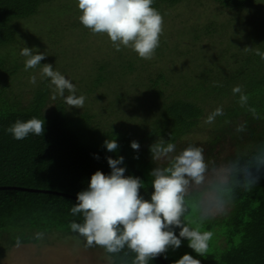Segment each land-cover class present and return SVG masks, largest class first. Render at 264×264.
Masks as SVG:
<instances>
[{
	"label": "trees",
	"instance_id": "trees-1",
	"mask_svg": "<svg viewBox=\"0 0 264 264\" xmlns=\"http://www.w3.org/2000/svg\"><path fill=\"white\" fill-rule=\"evenodd\" d=\"M183 1L154 0L153 7L163 15L165 8ZM214 1L226 9L224 17L206 25L202 32L192 31V42L185 51L187 55L185 58L181 56L182 61L173 69L171 67L156 78L148 80L139 73L140 80L136 83L134 81L132 85H135L137 91L140 87L145 89L142 92L144 94H133L132 92L137 91L124 85L123 77L127 70L124 69L123 72L110 65V62L98 64V76L92 77L95 80L92 86L89 85L88 93L93 96L99 88L105 86L110 92L107 95L113 97L108 107L104 108L108 117L113 116L118 121L112 122L108 129L102 128L101 123L91 125L90 117L85 115L87 113L80 115L77 110H70L63 99H53V89L48 79L40 84L29 103L24 105L15 101L5 84L0 82V251L5 242L8 251H11L17 236L21 237V244H37V232H43L45 237L60 233L65 237L77 235L83 239L68 227L73 220L82 222V214H71V208L77 203V199L63 193L77 197L79 192L88 189L91 177L97 170L110 174L111 168L107 160L109 156H123L124 162L120 166L126 167L125 175L144 180L138 159H148L151 155L150 145L162 137H182L183 145L200 146L201 143L187 136L198 129L201 118L208 113L204 105L212 104L210 102L217 98L228 96L230 102L222 106L225 115L218 118L219 124L217 119L214 123L208 139L210 153L223 145L228 137H233L242 150L250 148L248 142H253L255 146L264 144V96L260 98L255 91L264 87V59L255 54L256 49L264 52V0ZM49 2L52 0H0V50L9 49L17 42L20 28L15 27V24L42 13V8ZM74 22L70 26L76 28ZM259 25L261 27L256 30L251 29ZM63 28L68 32L64 25ZM69 34L70 32L66 33ZM167 37L168 35H161L160 38L163 39H160L156 52L160 53L161 48L170 43V37ZM242 38L245 39L243 45L239 44L244 42ZM68 39L60 38L66 41ZM254 40L257 43L255 49L252 45ZM245 47L252 48L245 50ZM173 48L181 51L182 45ZM124 50L120 52L123 53ZM135 57L140 59L139 56ZM122 61L120 65L131 72L136 61L130 60L126 65ZM6 64L8 65L7 61H0V73L3 75L5 72L6 76L16 75L18 67L12 65L11 69ZM53 67L57 70L54 65ZM108 67L113 69L109 75L104 73ZM66 70L64 66L58 71L65 73ZM63 75L66 77L68 74ZM6 76L3 82H6ZM70 80L76 85V95L79 96L81 82L84 80ZM194 82L196 84L193 86ZM238 85L249 96L245 107L238 103L239 94L234 95L232 91ZM207 88L214 94L212 97L206 98L209 94L203 93ZM145 95L149 98L145 99ZM103 96L98 94L95 97L100 100ZM133 97L139 102L138 106H143L139 113L129 117L127 101L131 105ZM147 108L154 109L146 112ZM249 108H255L256 117ZM33 117L45 120L44 136L29 134L23 140H16L7 132V128L17 120L27 121ZM126 121L134 124V127L131 126L124 133L118 129V122L122 125ZM240 124L245 125L244 132L236 131ZM141 132L143 138H139ZM131 133L136 137L131 136ZM96 136L103 141L116 139L118 150L109 152L104 142L98 143ZM134 140L142 145L139 150L131 147ZM143 142H147L148 147L144 148L146 150L143 149L146 146ZM153 192L152 186L140 189L141 196L147 200H150ZM233 201L236 216L231 231L233 233L228 236L231 247L219 259L214 255L209 256L208 262L264 264V179L250 191H238ZM179 231V228L175 229L177 235ZM12 233L14 237L5 238ZM133 255L124 257L120 254L109 259L111 264H131ZM183 255L184 252H181L178 260ZM168 256L169 254L165 258L161 255L149 261V264H175V260Z\"/></svg>",
	"mask_w": 264,
	"mask_h": 264
},
{
	"label": "clouds",
	"instance_id": "clouds-1",
	"mask_svg": "<svg viewBox=\"0 0 264 264\" xmlns=\"http://www.w3.org/2000/svg\"><path fill=\"white\" fill-rule=\"evenodd\" d=\"M153 3L154 0H78L82 13L79 21L93 34H106L117 51L129 48L140 58L151 60L164 32V17ZM255 54L264 59V52L259 49ZM20 55L26 58L24 70L28 71L40 66L48 54L39 51L34 54L33 48L24 47ZM39 75L50 81L53 99H63L69 109L84 108L86 97L77 96L76 85L52 64H43ZM29 83L35 85L37 76H30ZM232 91L239 94L241 107L248 105L249 96L242 86H235ZM249 111L256 117L255 108ZM223 115V107H217L203 124L212 125ZM236 131L244 132L245 125H238ZM7 132L16 140L29 134L44 136L45 120L36 117L17 120ZM104 144L109 152L119 147L116 139L105 140ZM131 147L139 150L140 144L134 140ZM150 152L154 162H166L165 166L156 164L150 172L154 188L150 200L140 194L144 181L125 175L126 167L120 166L124 157L109 156L111 173L97 170L92 175L88 189L77 194V203L71 208L73 216L82 214V222L73 220L68 227L84 239L85 247L102 248L110 259L134 254L131 264H149L161 255L167 258L170 248L181 247L182 239H187L188 246L204 257L213 233L202 231L201 226L225 214L238 191H250L264 179V144L238 151L220 164L208 161L203 147L190 145L177 153L174 143L160 139L150 145ZM193 215L198 220L195 227ZM176 228L180 229L179 235ZM35 238L43 239L44 233L37 232ZM15 247H21L20 236L15 238ZM175 264H201V261L186 253Z\"/></svg>",
	"mask_w": 264,
	"mask_h": 264
},
{
	"label": "rangeland",
	"instance_id": "rangeland-1",
	"mask_svg": "<svg viewBox=\"0 0 264 264\" xmlns=\"http://www.w3.org/2000/svg\"><path fill=\"white\" fill-rule=\"evenodd\" d=\"M42 10V13L27 19V21H21L18 25L15 24V27L20 28V36L18 37L17 42L10 46L9 49L3 51L0 50V61H7L8 65L6 64V67H11V69H13V66H16L18 67V70L16 75L13 76L10 74L6 76L7 73L5 72L3 75L0 73V82L5 84L6 90L10 92L15 101L24 105L25 103H29L35 94V90L45 80L41 79L39 75L43 64L50 63L54 65L57 70L65 66L67 73L62 71L59 72L62 74H68L66 77L69 79L74 78L77 80H84L81 82L82 85L79 95H84L87 99L83 109L72 107L70 110H77L80 115L87 113L85 115L86 117H90L89 121L91 125L94 126L101 123L102 128L104 127V129L110 128L112 122L118 120H114L115 118L113 116L108 117V113L104 108L106 106L108 107V103H110L113 98L112 96L107 95L110 92L107 91L105 86L99 88L93 96L88 93L90 86H92V83H94L95 78L98 76L96 75L98 72L96 69L99 68L98 64L101 65L105 62H110V65L116 66V68L121 71L124 69L127 70V74L123 77V80L125 81L124 85H126L127 88L136 90L135 85H132V83L134 81L136 83L140 80V76H138L140 75L139 73H142V77H145L148 80L151 77L156 78L158 74L166 72L171 67L173 69L179 61H182L180 58L181 56H184V58L186 57L187 53L185 51H187L189 44H191L193 39L191 36L192 31L198 30L199 32H202L206 25H210L216 19H221L227 13L226 9H223L214 0H184L180 4L165 8L163 14V34L168 35L167 38L170 37V43L164 48H161L162 50L160 53L156 52L153 59L145 60L140 58L141 60H137L135 56H138V54L131 49L122 47V49L125 50L121 53L115 49L110 38L106 34H93L81 24L79 16L82 13L78 8V0H52V2L44 5ZM73 21H75L74 24L76 25V28L70 26V23ZM63 25L66 28V31L70 32L69 35H66L68 32H65ZM68 26L71 29L68 28ZM260 27L261 26L259 25L255 28L251 27V29L256 30ZM50 30L53 33H50ZM65 37L69 39L67 41L60 40V38L62 39ZM242 39L244 42H239L241 45L245 43V39ZM248 43L249 42H247V44ZM180 45H182L181 51H177L173 48ZM252 45H254L255 49V46L257 45L255 40L252 42ZM24 47L33 48L34 54L39 51L46 52L48 55L41 61L42 64L36 69L25 71L24 63L26 58L20 55V52ZM63 49L65 50L62 53ZM5 53L8 55L6 54V56ZM106 57L107 59L104 60L103 58ZM102 60H104V62H99ZM121 60H123L122 62L124 65L130 60L136 61L137 64H134L135 66L130 72L129 69L123 68L122 65H120ZM70 63L71 66L69 67ZM180 63L182 65V62ZM112 70V68L108 67L104 73L109 75V72ZM32 75L37 76V83L35 85L29 83V78ZM94 75H96V77L92 78ZM4 76H6V82H3ZM195 84L196 82H194L193 86ZM182 86L183 88H187V86ZM208 87L210 88V86ZM144 90L145 89L140 87L139 91L136 90L137 92L134 91L132 93L137 95ZM255 91L260 98L264 96V87ZM141 93H139V95ZM203 93L205 95L209 94L206 98L214 95L211 92V89L208 90V88L203 90ZM98 94L104 96L99 100L95 97ZM144 98L148 99L149 97L145 95ZM145 99L142 100L144 101ZM117 102L120 103L119 101ZM127 102L129 117L136 115V112L139 113L143 106H138L139 102L135 101L134 97L131 99V105L129 101ZM229 102L230 97L222 96L221 98L211 101L210 103L212 104H205V110L208 113L201 118L202 121L200 125H198V129L187 136V138L201 143L199 147L204 148L206 159L210 162H215L216 164H220L233 158L241 148H239L233 137H228V139L224 140L225 142H223V145L216 147L213 150L214 152L210 153L208 149L210 150L211 147L208 146V139L212 133L214 124H203V121L206 119L207 115L217 107L226 106ZM154 108H147L146 112L153 110ZM149 116L154 117V115ZM218 118L221 117L219 116L216 118L217 123L219 124ZM127 122L128 121L125 122L126 124L122 125L118 122V129L125 133L134 127V124L132 125ZM136 130L137 128L133 133L136 132ZM130 135L133 136L134 134L131 133ZM142 135L143 133L141 132L139 138H143ZM133 137L135 138L136 136ZM95 138L99 144L104 142L100 137L96 136ZM161 140H164L165 143H174L176 145L177 153L187 147L183 145V142L181 141L182 137L174 138L170 135L168 137H162ZM248 143L250 148L255 146L253 142ZM143 144L146 145L143 149L148 147L147 142H143ZM138 162L142 167L140 169L144 174L143 181L145 186H152L153 178L150 176V172L157 165L165 166L166 163L164 161L154 162L152 154L146 160L138 159ZM235 207L236 205L233 201L225 214L218 215L201 226L202 231H210L213 233L212 240L209 244V251L204 257L199 256L188 246L189 241L187 239L182 240L180 248L176 250L170 248L167 253L169 254L168 257L177 261L179 254L184 252V254H191L193 257L199 259L201 264H212L213 260L208 262L210 260L208 257L212 255L219 259V256H222L223 253L231 247V245L228 244V236L230 233H233L231 231L233 230V221L236 216ZM191 219L194 221L192 226L195 227L198 222L197 217L193 215ZM12 236L13 233L5 236V238L8 239ZM0 237H2L1 234ZM1 249L0 264H111L109 257L102 248L85 247L84 239H80L77 235H67L65 237L60 233H54L47 235L46 237L44 236L43 239H39L37 244H21V247L19 248L13 246L11 251H8L5 242V246Z\"/></svg>",
	"mask_w": 264,
	"mask_h": 264
},
{
	"label": "water",
	"instance_id": "water-1",
	"mask_svg": "<svg viewBox=\"0 0 264 264\" xmlns=\"http://www.w3.org/2000/svg\"><path fill=\"white\" fill-rule=\"evenodd\" d=\"M0 188H1V187H0ZM2 188H7V187H2ZM63 195H65V196H69V197H73V198H76V199H77L76 196H72V195H69V194H67V193H63Z\"/></svg>",
	"mask_w": 264,
	"mask_h": 264
}]
</instances>
